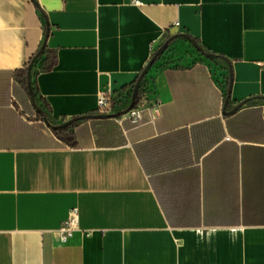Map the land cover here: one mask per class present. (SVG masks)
Masks as SVG:
<instances>
[{"label":"crops","instance_id":"0c3cea01","mask_svg":"<svg viewBox=\"0 0 264 264\" xmlns=\"http://www.w3.org/2000/svg\"><path fill=\"white\" fill-rule=\"evenodd\" d=\"M36 1L0 0V264H264V0ZM46 18L55 64L32 82L55 124L131 89L172 35L222 58L173 40L148 72L158 116L81 120L70 145L20 78Z\"/></svg>","mask_w":264,"mask_h":264},{"label":"water","instance_id":"95a60500","mask_svg":"<svg viewBox=\"0 0 264 264\" xmlns=\"http://www.w3.org/2000/svg\"><path fill=\"white\" fill-rule=\"evenodd\" d=\"M35 3H37L36 0H35ZM46 22H47V25H48L47 32H46V37L44 39V42H43L41 48L36 53L32 64H30V66L28 68L27 82H28V89H29L30 98H31V101H32L34 107L36 108L37 112L41 115V117L45 121L46 125H48L53 130H57L59 128H66V127L70 126L71 124H73L75 122H78V121H81V120L92 119V118L120 117V116L126 115L130 110L134 109L137 106V96H138V92H139L140 83L142 81V78L146 74H148V72L153 67V65L156 63L158 58L160 56H162L166 52V50L170 46V43L173 40L177 39V38H183L184 40L188 41L199 53H201V55H203L207 59L222 58V56H220V55H217L215 53L207 51L202 45H200V43L194 37H192L191 35H189L187 33H179V34L172 35L164 43H162L161 46L157 49V51L154 53L153 57L151 58V60L149 61L148 65H147V67L144 69L142 75L138 79V81H137V83L135 85V88L133 90V93H132V98H131L130 104L125 109H123L122 111H118V112L117 111L116 112L113 111L111 113H97V114H92V115H82V116L74 117V118H72V119H70V120H68V121H66L64 123L55 124V123H52L48 119V117L44 113V110L39 105L38 101L36 100L35 94H34L33 85H32V68H33V64H34L35 60L45 50V48L47 46V40H48V37L50 35L49 21H48L47 18H46ZM229 66H231L230 63H229ZM229 83H230L229 90H228V94H227L226 101H225V113L226 114L235 113L236 111H238L243 106V103H241V104L237 105L234 109H232L230 111H227V107H228V104H229L230 99H231V90H232V83H233L232 68H230Z\"/></svg>","mask_w":264,"mask_h":264},{"label":"trees","instance_id":"16d2710c","mask_svg":"<svg viewBox=\"0 0 264 264\" xmlns=\"http://www.w3.org/2000/svg\"><path fill=\"white\" fill-rule=\"evenodd\" d=\"M168 50H169V48L166 50V52ZM34 57H35V55L31 59V61L29 63V66H30V64H32V62L34 60ZM159 58H158V60H159ZM38 62H41V69L42 70H50L54 66L55 59H54V57L52 56V53L48 50L47 47L45 48L43 53L35 60L33 66L35 64H37ZM29 66L27 68H25L23 71H21V74H20L21 82L24 84V86L26 88H28L27 74H28ZM143 71L138 76L137 80L132 85L133 87H131V89H125L123 92H121L118 95V97L114 98V100H113V110L115 112L116 111L117 112L118 111H122L123 109H125L130 104L133 90L135 88V85H136L138 79L142 75ZM32 85H33V89H34V94H35L36 100L38 101V103L42 107V109L44 110V113L46 114L48 119L51 122H53L52 121L53 118H52V116L49 113V107L47 106V104L44 101H41L39 99L38 94L36 93V84H35V82H32ZM229 85H230V83H229V77H228L227 78V82H226V89H225L226 90V95H227V92L229 90ZM154 86L155 85L153 83V79L151 77H149V73L146 74L142 78V81L140 83V88H139V92H138V96H137V107H142V106H146V105L150 106L152 104L153 100L151 99L150 95L154 93V90H155ZM38 116H39V118L42 119L40 114H38ZM76 124H77V122L71 124L70 126H68L66 128H59V129L55 130V132L62 139L66 140L68 142V144L74 145L75 144V134H74L73 128H74V126H76Z\"/></svg>","mask_w":264,"mask_h":264},{"label":"built area","instance_id":"2783aa9c","mask_svg":"<svg viewBox=\"0 0 264 264\" xmlns=\"http://www.w3.org/2000/svg\"><path fill=\"white\" fill-rule=\"evenodd\" d=\"M161 46H154L153 54L157 51V49ZM152 96V104L147 106L146 108L135 107L130 110L126 115L129 119H131L135 124L140 125L143 121V112L145 109H148L152 113V118L155 119L159 112L161 102L157 97L156 93L151 94ZM113 100L114 97L109 91H104L100 93L98 98V113H111L113 112ZM80 226V218L78 212L73 210L70 214V217L62 224L59 228L60 241L64 244H67L75 235V232L78 230Z\"/></svg>","mask_w":264,"mask_h":264},{"label":"rangeland","instance_id":"374dc122","mask_svg":"<svg viewBox=\"0 0 264 264\" xmlns=\"http://www.w3.org/2000/svg\"><path fill=\"white\" fill-rule=\"evenodd\" d=\"M176 47H177V45H173V46L170 45V49H172V51H175ZM194 51H195L194 48L191 47L187 51L186 50H178L177 53L174 52V55H177V57H179V58L182 57L183 62L190 63L194 60V58L191 54V52H194Z\"/></svg>","mask_w":264,"mask_h":264}]
</instances>
